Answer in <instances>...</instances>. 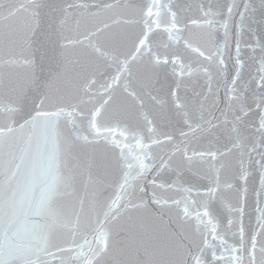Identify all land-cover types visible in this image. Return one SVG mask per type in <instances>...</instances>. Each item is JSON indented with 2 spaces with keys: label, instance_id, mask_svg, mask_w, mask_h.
<instances>
[{
  "label": "snow or ice",
  "instance_id": "obj_1",
  "mask_svg": "<svg viewBox=\"0 0 264 264\" xmlns=\"http://www.w3.org/2000/svg\"><path fill=\"white\" fill-rule=\"evenodd\" d=\"M0 264H264V0H0Z\"/></svg>",
  "mask_w": 264,
  "mask_h": 264
}]
</instances>
